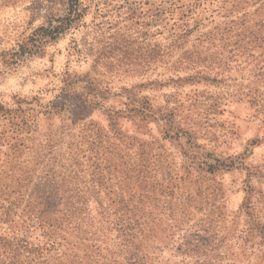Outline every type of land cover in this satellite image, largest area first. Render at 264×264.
Here are the masks:
<instances>
[{"label":"rangeland","instance_id":"obj_1","mask_svg":"<svg viewBox=\"0 0 264 264\" xmlns=\"http://www.w3.org/2000/svg\"><path fill=\"white\" fill-rule=\"evenodd\" d=\"M81 2L79 26L41 54L16 58L35 30L64 15L66 0H0V202L16 204L8 216L0 210V237L13 235L11 220L48 180L43 166L75 174L66 146L94 129L111 136V155L102 149L95 174L87 155L81 170L103 182V162L115 158L112 173L148 222L142 240L152 264L191 261L180 249L195 234L212 264H264V0ZM69 74L82 77L77 91L91 106L63 94ZM140 104L147 111H132ZM104 204L113 221L116 207ZM89 206L106 228L99 245L109 260L90 264L123 262L107 216L94 199ZM65 238L78 240L81 258L92 253L93 242L62 231V246L45 258L67 253ZM27 240L43 239L31 232Z\"/></svg>","mask_w":264,"mask_h":264},{"label":"trees","instance_id":"obj_2","mask_svg":"<svg viewBox=\"0 0 264 264\" xmlns=\"http://www.w3.org/2000/svg\"><path fill=\"white\" fill-rule=\"evenodd\" d=\"M66 6L63 16H54L48 21L47 25L35 30L28 41L22 43L18 50L14 52V56L22 58L41 54L49 43L58 42L68 32L79 26L85 12L81 0H66ZM156 56L157 59L162 57L159 50H157ZM84 77H90V82H87V86L83 87V89L91 90L93 86L91 76L85 75ZM82 81V77L67 75L62 92L68 97L75 96L80 101V104L84 106H91L93 101H91V97L89 95L86 96L84 92L77 91V86ZM127 100L131 102L134 99L128 96ZM59 111L72 114L66 106L59 107ZM132 111L141 113L147 111V108L145 104H140L138 109ZM99 132V130L94 129H83L80 136H74V140L68 144L66 142L69 158L65 159L70 161L71 167H74L73 171L76 169L75 174L67 176V172L58 173L55 162H52L50 166H43V168L47 169L44 173L48 180L45 181L43 179L40 189L37 190L36 188L32 191V194H28L27 211H23L19 216L20 223H18L19 221L11 220V223L14 224L13 235L0 237V264H90L93 257H103V249H101L102 246L99 245V241H101L100 237H104L103 234L106 228L102 227L103 220H100L99 226L94 224L93 210L89 206L92 199L99 207V214L104 215L103 217L107 216L105 221L112 225V230L117 233L118 243L113 253L123 256V262L113 260L110 264H152L151 256L146 253L142 240L148 222L144 218V214H141V217H137L139 214L136 213H139V210L133 205L135 197L130 195L128 199L125 198L129 189H126L128 188L127 185L126 188L123 187L122 182L117 178L116 172H120L117 171L116 167L114 168L116 172L112 173V164L115 158L108 159V165L103 162L104 170H109L110 174L103 182L96 183L94 180L87 182L85 171L81 170L84 167L82 162L84 158H87V155L91 157L90 167L93 169V174L98 170L94 165L101 160L102 149L106 154L111 155L109 154V150L112 147L111 136L104 135L102 137ZM12 140L14 138H11ZM43 147V144H40L38 149L41 151ZM83 154L85 156H82ZM105 157L106 155H104L103 161L106 160ZM119 159L121 160L118 165L119 168L124 167L126 164L121 163L123 158L120 157ZM39 165L41 166L40 162L37 163V166ZM99 176L101 175L98 174ZM80 183L85 186H80ZM29 196H33V198H29ZM104 199L116 207L114 213L116 218L113 221L108 216L109 210L104 206ZM46 200L50 201L51 205H46ZM8 204L6 206L0 202V210L5 212L6 216L14 212V208H16L15 202H8ZM38 207L44 208L43 212ZM53 211L55 216H53ZM35 212L37 214H34ZM62 231H69L70 234L75 233L79 240L93 242L92 245L87 246V249L93 250L92 253L88 256L84 254L81 258L76 250L78 240L70 239L68 241L65 238L63 247L68 252L61 256L45 258L46 252L56 250V247L62 246L57 241L61 237ZM31 232H39L43 240H40L38 244L29 242L27 234ZM184 247L186 249L182 250L181 248L180 250L192 260H184L180 264H212L213 254L211 252H202L204 242L200 235L195 234L188 237L184 241ZM105 250L108 254L112 252L107 247ZM85 258H88L89 262L83 263ZM43 259L45 260L42 262ZM103 259L109 261L107 256L103 257Z\"/></svg>","mask_w":264,"mask_h":264}]
</instances>
